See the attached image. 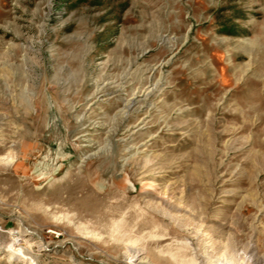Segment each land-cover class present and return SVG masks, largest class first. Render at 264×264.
<instances>
[{"label":"rangeland","instance_id":"rangeland-1","mask_svg":"<svg viewBox=\"0 0 264 264\" xmlns=\"http://www.w3.org/2000/svg\"><path fill=\"white\" fill-rule=\"evenodd\" d=\"M0 264H264V0H0Z\"/></svg>","mask_w":264,"mask_h":264},{"label":"bare ground","instance_id":"bare-ground-1","mask_svg":"<svg viewBox=\"0 0 264 264\" xmlns=\"http://www.w3.org/2000/svg\"><path fill=\"white\" fill-rule=\"evenodd\" d=\"M135 103L137 104V100H133L129 105H128V107H127V109L128 110H131L132 108H133V106L135 105ZM132 111V110H131ZM20 233L21 234H25V235H27V233L22 229V228H20ZM17 257H19V258H22V256H21V254H19V253H17V254H15Z\"/></svg>","mask_w":264,"mask_h":264}]
</instances>
